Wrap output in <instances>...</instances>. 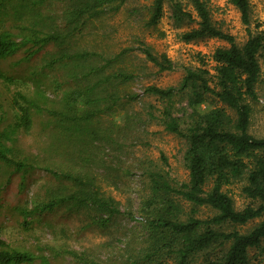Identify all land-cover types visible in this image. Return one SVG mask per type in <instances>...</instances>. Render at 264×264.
<instances>
[{"label": "rangeland", "instance_id": "1", "mask_svg": "<svg viewBox=\"0 0 264 264\" xmlns=\"http://www.w3.org/2000/svg\"><path fill=\"white\" fill-rule=\"evenodd\" d=\"M152 1L113 0L103 13L62 44L54 41L40 44L35 40L45 34L63 36L69 29L65 15L70 8L68 0H9L11 13L0 17V31L8 33L18 44L16 52L0 61V130L7 134L6 146L17 158L55 172L94 176L101 194L110 197L120 210L104 223L91 208L68 203L53 210H40L42 203L73 192L76 187L37 166L16 169L0 161V239L9 247L31 253L34 261L30 264H177L174 251L153 248L155 232L144 219L154 217L170 203L177 206L175 215L181 221L188 217L206 219L216 214L208 206H194L173 193L161 194L158 200L151 201L150 172H166L175 183L187 181L184 155L188 144L184 138L164 129L158 117L162 102L147 94L145 88L151 85L178 88L185 70L199 66L198 55L208 57L216 47L227 43L216 38L184 41L181 34L196 27V23H176L168 2L164 3L156 26H146ZM180 1L186 9H192L187 0ZM249 3L251 22L247 26L230 0H208L212 20L233 35L239 45L254 32L256 24L258 30L264 31V0H249ZM115 6H118L116 10ZM144 46L153 54H165L172 68L159 70L141 51ZM65 51L97 56L57 67L54 62ZM120 53L103 71L108 74L119 71L131 78L114 81L101 90L103 97L97 111L107 127L102 129L104 135L93 140V147L89 148L93 159L86 163L77 151L78 137L72 142L66 137L64 99L67 92L83 90L86 84L96 80L84 73L89 66L103 64L101 57L113 58ZM207 60L208 67L214 64ZM259 61L258 98L250 101L249 131L255 137H264L263 57ZM17 92L34 99L43 109L30 113V125L23 122L14 104ZM110 93L116 101L112 108ZM172 104L181 127H187L192 109L186 92L175 94ZM208 104L219 105L211 100ZM206 106L204 103L200 107L204 110ZM51 111L64 116L63 124L53 121ZM241 185L234 183L228 191L239 210L246 204ZM256 222L237 229L246 232ZM223 228L228 230V226ZM254 256V262L258 259L264 264V256L256 253ZM202 260L204 254L197 255L192 264Z\"/></svg>", "mask_w": 264, "mask_h": 264}, {"label": "trees", "instance_id": "2", "mask_svg": "<svg viewBox=\"0 0 264 264\" xmlns=\"http://www.w3.org/2000/svg\"><path fill=\"white\" fill-rule=\"evenodd\" d=\"M113 0H68L69 9L65 12L69 29L63 36L45 34L36 37V42L49 41L62 44L67 38L80 32L92 18L105 11ZM192 9L188 10L180 0H153L146 26H156L162 16L163 5L168 2L172 18L176 23L195 22L196 27L181 34L184 41H198L216 38L227 46L216 47L208 56L198 55L199 66L187 68L178 88H161L154 85L145 88V92L162 102L158 117L164 129L186 140L188 146L184 163L188 171L185 182L175 183L166 172L152 171L150 179L151 201L155 202L161 194L173 193L194 206H208L216 214L206 219L188 217L178 220L177 206L170 203L163 206L154 217L144 221L155 232V250L168 248L177 256V264H192L197 255L204 254V260L198 264H261L254 253L264 256V137H255L249 131L252 106L257 101L256 86L260 76V57L264 59V31L258 30V24L242 44H237L233 35L222 30L211 17L208 0H187ZM240 13L243 24L251 22L249 0H230ZM118 6H115L116 10ZM9 0H0V17L9 16ZM2 18L0 19V21ZM18 44L5 31H0V61L13 54ZM146 58L159 70H170L172 64L165 54H153L146 46L141 48ZM122 53L113 58L101 57L103 64L89 66L84 73L93 75L96 80L85 85L83 90L67 92L64 103L67 109L64 127L67 139L72 142L78 137V153L82 161L93 159L89 148L93 140L103 134L107 126L101 121L99 109L102 89L114 81H126L131 76L123 72L104 73ZM97 54L90 52H60L54 62L57 67L74 65ZM214 64L208 67V60ZM73 72L70 74L73 77ZM84 74V75H86ZM10 81L9 77L1 76ZM186 92L188 104L192 109L191 120L187 127L180 125V119L173 114V97ZM108 94L111 108L115 100ZM107 95V96H108ZM128 97V96H126ZM214 104L210 106L208 101ZM20 117L30 125V113L42 112L36 101L17 92L14 99ZM207 104L201 109L202 104ZM228 110L233 113L230 114ZM53 121L63 124V115L51 111ZM152 116L153 114L150 113ZM52 121V119H51ZM110 125V124H109ZM113 127V125H112ZM6 132L0 130V161L21 169L37 166L49 171L56 177L64 178L76 187L73 192L60 194L39 205L40 210H53L61 204L87 207L96 211L100 222H106L120 210L110 197H105L94 183V176L55 172L49 168L35 165L27 159H20L6 146ZM106 137V134L105 136ZM104 140V139H102ZM97 147L94 149L96 150ZM73 153V152H72ZM241 182V195L246 200L242 209H236L229 187ZM174 217H172V216ZM141 220V219H140ZM255 225L246 232L237 226L255 221ZM223 226H228V230ZM169 237V238H168ZM34 256L25 250L9 247L0 239V264H30ZM94 264V263H93Z\"/></svg>", "mask_w": 264, "mask_h": 264}]
</instances>
